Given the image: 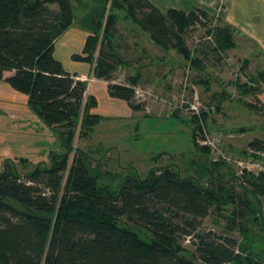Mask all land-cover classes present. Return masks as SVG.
Returning <instances> with one entry per match:
<instances>
[{"label": "trees", "instance_id": "1", "mask_svg": "<svg viewBox=\"0 0 264 264\" xmlns=\"http://www.w3.org/2000/svg\"><path fill=\"white\" fill-rule=\"evenodd\" d=\"M54 3L59 9L49 6ZM74 3L83 10L78 19ZM122 9L157 46L176 50L201 71L212 54L220 59V49L235 46L232 27L221 23L215 29L217 48L206 42L190 49L187 32L213 16L202 8L164 13L150 0H0V80L28 96L31 111L54 129L61 148L50 155V165L41 163L25 175L5 161L0 172V264H264L261 253L244 248L237 239L199 232L203 220L226 205L253 215V224H258L255 213L264 208V173L237 177L225 162L210 160L206 171L227 170L243 194L235 191L230 179L212 176L204 186L195 176H181L173 164L154 168L146 178L137 172L127 174L116 188L101 187V162L89 151L74 148L76 134L88 137L103 116L92 112L97 99L86 96L87 83L76 79L56 57V42L78 22L89 34L84 53L74 59L91 63L100 43L95 73L109 81L113 67L125 63L112 50L117 11ZM247 61L241 66L244 72ZM6 72L12 74L4 77ZM250 77L254 84L264 83V70ZM237 85L246 94L255 93L247 83ZM109 91L139 109L131 102V89L110 84ZM255 107L264 113V103ZM194 122L197 125L198 118ZM194 131L195 146L209 152L196 143ZM263 145L261 139L249 143ZM12 200L24 209L14 207ZM138 223L151 237L136 229ZM179 234L194 238L202 262L175 243Z\"/></svg>", "mask_w": 264, "mask_h": 264}, {"label": "rangeland", "instance_id": "2", "mask_svg": "<svg viewBox=\"0 0 264 264\" xmlns=\"http://www.w3.org/2000/svg\"><path fill=\"white\" fill-rule=\"evenodd\" d=\"M49 6L55 10L59 9L56 3ZM74 6L78 19L83 10L76 3ZM196 8L201 7L193 3L184 11L192 12ZM202 9L213 16L187 32L186 42L193 51L206 42L218 47L215 42V29L222 23L224 1L217 0L213 11L208 8ZM117 14L112 50L118 53L125 63L113 67L108 85L114 84L131 89L133 91L131 102L133 105H139L137 111L140 115L129 118L108 115L109 117H105L96 125L88 137H80L77 133L74 148L89 151L94 159L101 162L99 166L101 176L98 180L101 187L116 188L127 174L137 172L141 178H146L154 168L171 164L178 168L181 176H195L204 186L212 176L229 180L232 175L227 170L206 171L211 161L205 155L208 150H199L194 144L192 132L195 129L196 136L201 126L200 121L196 125L194 119L202 118L205 126L213 133L215 130L221 131L220 135H225L226 140L224 142L221 136L220 141L228 152L231 147L228 146L227 135L237 136L236 146L239 148L244 146L240 149L241 152L254 139L264 141V113L255 107L260 102L264 103L260 98L264 91V83L254 84L250 81V76L257 71L255 70L257 67L264 70V58L253 57V64L247 61V69L244 72L241 69L242 60L233 59L234 57L229 54L230 49L227 51L220 49V59L212 54L210 60L205 61L201 71V68L193 67L190 59L186 60L176 50L171 48L164 50L157 46L149 35L139 28L134 19L128 16L126 9L118 10ZM105 22L106 19L104 25ZM88 34L77 22L57 41L55 52L56 57L65 62L67 69L71 66L75 70L70 72L77 75L76 79L87 83L86 96L90 95V83L96 77V61L102 46L99 43L92 53L94 55L91 63L74 59V56L84 53ZM238 83H247L255 93L246 94L243 90L240 91ZM184 93L189 101L198 94L200 100L207 106H213L214 110L204 108L200 117L177 109L173 100L179 99ZM16 100L6 92L0 91V172L4 171L5 161L9 160L17 168L18 173L25 175L41 163L50 165V155L54 151H61V148H58L54 129L40 120L27 103L20 99ZM10 102L18 109L23 107V110L15 112L11 108L12 113L9 112ZM26 110L30 112V118L25 116ZM175 113L178 114L174 117ZM242 129L246 130L243 134L239 133ZM241 152L230 151L235 155H240ZM73 157L74 151L69 156L68 168L64 172V183ZM91 166L95 167L96 161ZM233 170L235 172L236 167ZM230 183L235 186L237 193H244L237 180L230 179ZM261 199L264 205V197ZM10 203L16 208L24 209L17 201L12 200ZM255 214L260 221L256 225L252 221L253 215L249 216L239 208L226 205L220 210H213L203 220L199 232H213L216 235L232 237L244 248H251L253 252L261 253L264 257V220L262 221L264 208L262 212ZM136 229L143 236L151 237V233L142 223H138ZM175 239V243L183 248L184 253L202 262L195 252L194 238L179 234Z\"/></svg>", "mask_w": 264, "mask_h": 264}, {"label": "crops", "instance_id": "3", "mask_svg": "<svg viewBox=\"0 0 264 264\" xmlns=\"http://www.w3.org/2000/svg\"><path fill=\"white\" fill-rule=\"evenodd\" d=\"M152 4L156 5L160 10L166 13L169 9L187 10L190 4H196L201 8H208L214 10V5L217 0H164L155 2L150 0ZM224 1V13L222 19V25H229L233 29V40L235 42L234 48L230 49L231 54L235 60H248L251 64L254 63L255 56H261L264 58V0H223ZM57 47V42H56ZM62 61V60H61ZM65 65V62L62 61ZM66 67V65H65ZM254 67L256 65L254 64ZM67 69V67H66ZM68 71H75L70 66ZM255 70H261L257 67ZM12 72H6L4 77H8ZM109 81L101 78H93L90 83L89 94L93 95L97 99V106L92 108V112L98 113L103 116V119L108 115L112 117H134L140 115L139 111L130 107L127 101L114 97L109 91ZM5 80H0V91L6 92L13 97V100L20 99L28 104V96L26 94L16 91ZM260 98L264 102V91ZM9 112L11 108L15 112L23 110V107L19 109L10 102ZM12 113V112H11ZM25 116L30 118V112L25 111ZM109 117V116H108ZM160 117V116H159ZM211 126V125H210ZM211 128V127H210ZM214 132H221L215 130ZM245 133V132H243ZM241 133V134H243ZM233 135V134H232ZM228 136V146L230 151L236 153L241 152V148L237 147V136ZM226 136V137H227ZM224 138L225 142V135ZM232 138V139H231ZM235 143V144H234ZM232 146H231V145ZM236 148V149H235ZM245 149V148H244Z\"/></svg>", "mask_w": 264, "mask_h": 264}, {"label": "built area", "instance_id": "4", "mask_svg": "<svg viewBox=\"0 0 264 264\" xmlns=\"http://www.w3.org/2000/svg\"><path fill=\"white\" fill-rule=\"evenodd\" d=\"M210 39V38H209ZM211 40V39H210ZM166 102V101H165ZM175 107L184 110L191 114H196L201 117V113L205 109L214 110L213 106L205 105L199 98L198 94L193 100H188L184 93L179 99H174ZM200 129L196 132V142L202 147L209 149V157L212 162H225L231 167H236L237 177H242L246 172L259 175L264 173V145L262 147L247 146L245 152L235 155L228 152L221 143V136L218 132H211L205 126L204 120L201 118Z\"/></svg>", "mask_w": 264, "mask_h": 264}]
</instances>
